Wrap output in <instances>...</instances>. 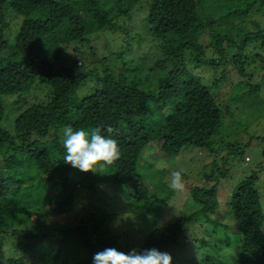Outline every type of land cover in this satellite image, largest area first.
Masks as SVG:
<instances>
[{
	"label": "trees",
	"instance_id": "obj_1",
	"mask_svg": "<svg viewBox=\"0 0 264 264\" xmlns=\"http://www.w3.org/2000/svg\"><path fill=\"white\" fill-rule=\"evenodd\" d=\"M140 4L147 11L144 23L151 43H156L163 54L157 63L162 75L156 86L151 87L149 74L130 77L138 66L114 75L116 61L129 64L121 51L109 58L112 67L102 59L103 74L95 70L77 74L76 59L65 58L70 45L90 44L105 30L115 32L120 28L117 20L129 18ZM8 11L23 18L13 42L6 38ZM254 16L264 18V0H0V264H29L25 255L8 257L6 252L34 250L41 241L53 237L48 225L32 223L44 234H35L34 228H28L22 235L36 240L26 238L27 242L20 241L17 246L2 244L6 231L31 222L29 210L47 217L46 207L60 202L61 195L70 197L74 190L72 176L81 182L92 179L94 186L112 181L122 189L127 188L121 182L125 178L132 183V188H127V200L142 202L150 198L151 186L149 172L141 167L145 148L156 145L155 153L167 158H176L190 147L214 151L216 137L230 127L225 128V111L201 76L185 65V54L190 53L189 61L196 68L207 66L213 72L227 65L226 56L231 55L239 73L246 74L245 63L250 59L241 52L248 47L264 51V25ZM209 51L213 56H207ZM89 76L96 87L82 95L80 90ZM223 79L227 80V76ZM37 82L50 87L46 99L29 104L19 113L14 120L15 133L10 134L3 126L6 98L16 95L14 104L19 105L18 96L29 93ZM67 126L87 132L100 127L103 135H107L108 127L118 130L113 138L118 141L120 159L105 165L101 173L72 172L73 167L63 161L65 137L60 134ZM259 141L264 142V138ZM228 152V157L244 155L238 143L228 145ZM227 163L224 159L221 167L214 163L202 172L204 183L190 190L191 205L196 211L189 218L180 217L157 229L160 216L150 218L155 221L153 230L138 252L151 248L163 251L179 245L174 252L177 259L184 248L196 253V239L190 231L196 233L203 224L216 230L222 225L213 218L220 209L219 187L229 179ZM154 177L153 174L151 180ZM260 179L259 172L252 171L228 196L227 206L238 229L235 264H264ZM27 180L32 184L24 187ZM197 217L204 223L197 222ZM51 225L59 232L57 242L79 234L82 244L89 248V256L80 259L75 249L70 250L71 256L66 252L63 264H93L95 247L103 251L118 240L109 238L110 229H95L91 237L87 227L71 230L61 224ZM13 233L18 236V231ZM198 251L202 253L199 246ZM205 257L208 262L221 264L219 257L210 252ZM53 258L51 264H56L58 258Z\"/></svg>",
	"mask_w": 264,
	"mask_h": 264
},
{
	"label": "rangeland",
	"instance_id": "obj_2",
	"mask_svg": "<svg viewBox=\"0 0 264 264\" xmlns=\"http://www.w3.org/2000/svg\"><path fill=\"white\" fill-rule=\"evenodd\" d=\"M142 4L136 7L129 18L122 17L117 20L120 28L115 32L105 30L99 38L94 37L90 44L73 43L70 45L65 58L76 59L77 65L74 68L77 74L90 70L103 74L102 59L105 58V63L112 67L113 63L109 62V58L112 56L114 58L117 52L121 51L129 64L124 66L116 61L117 64L113 66L114 70L111 69L113 74L117 76L120 72H126L127 69L130 70L138 66V70L133 71L130 77L136 74L140 78L149 74L152 81L151 87L156 86L158 76L162 75L157 63L163 59V54L160 49L156 48V43H151L147 23H144L147 11L144 10L146 8H141ZM252 18L264 25L263 17L254 16ZM22 20V17L16 18L14 13L8 11L5 17L6 23L9 24L6 38L10 42L14 41ZM102 34H104L103 37ZM189 54V52L185 54L184 59L187 60L185 65L191 70L195 69V73L201 76L202 83L209 88L210 94L225 111V128L230 127L216 137L214 151L190 147L184 149L176 158H167L155 153L156 145L145 148L143 157L145 161H142L141 167L149 172L151 186L149 189L150 198L142 202L127 200V188H132V183L125 178L121 182L126 183L127 188L122 189L121 185L120 188H116L112 181L105 180L103 183L101 181L94 186L92 179L81 182L77 177L72 176L74 190L71 191L70 197L68 194L61 195L60 202L51 203L46 207L47 217H39L33 210H29L31 222L6 231L7 242L6 239H3L2 244L6 243L7 246L9 243L17 246L20 241L27 242L26 238L31 242L36 240L22 235L28 228H34L35 234H44L43 229L39 230V233L32 223L48 225V231L53 237L45 242L41 241L42 243L37 244L38 247L34 250L14 249L12 254L7 251L8 257L25 255L29 264H51V258L56 256L58 258V261H55L56 264L58 262L63 264L62 260L66 258H63V255L65 256V253L68 252L71 256L70 250L73 249L79 259L89 256V248L82 244L79 234H72L57 242L56 239L60 238L59 232L53 230L51 224H61L71 230L79 226L87 227L91 230V237L95 236V232H93L95 229H110L112 232L109 234V238H112L111 240L118 239L111 243L112 248L124 253H129L133 249L138 251L150 231L153 230L151 227L155 221L150 218L156 215L160 216V221L155 229L169 225L180 217L189 218L196 211L191 205V188L204 183L201 181V174L204 170H209L211 164L216 163L221 167L223 160L227 159L229 179L224 180L219 187L220 209L213 218L223 226H217L216 230L215 228L211 229L210 224L207 226L203 224L201 229L196 231L199 235L190 231V234L196 239L193 242V245H196V253L194 250L188 251L184 248L179 251L181 258L177 259L174 252L180 247L179 245L170 249L164 248L161 252H168L172 256V264H219L218 261L217 263L207 261L205 254L209 252L219 257L221 264L225 261L226 264H235L233 257L236 256L239 248L238 229L227 206L228 196L232 188L245 177L250 176L254 170L259 172L261 178L258 186L264 210V142L259 141L264 138V51L259 47H255L253 50L252 47H248L244 52H241L242 55H247L250 59L245 63L246 74L239 73L231 55L226 56L227 65H221L217 71L213 72V69L207 66L196 68L189 61ZM207 56L213 55L209 51ZM224 75L227 76V80L223 79ZM214 82H218L217 85H214ZM41 86L43 85L37 82L29 93L23 94L21 97L18 96L21 101L19 105L14 104L16 95L6 98L5 111L7 115L3 126L10 134L15 133L14 120L19 113L27 109L29 104L46 99L50 87ZM95 87L94 80L89 76V79L83 83L81 94L86 95ZM25 101L28 104H25ZM63 131L60 132L61 135H63ZM234 143L240 144L243 148L244 155L242 157H228V145ZM77 170L73 168L72 172ZM142 170L144 172V169ZM174 170H182V181L185 184L183 191H176L170 187L171 173ZM153 174L155 177L151 180ZM31 184L32 182L27 180L24 187ZM53 194L55 196L56 191ZM196 221L204 223V219L201 217H197ZM14 230L18 231V236H14ZM126 237L128 238L124 241ZM202 241L204 244H201ZM198 246L202 250L201 254L198 251ZM215 247H218L216 251ZM100 251H102L101 248L95 247L94 254ZM60 252L62 255L60 254L61 256L58 257Z\"/></svg>",
	"mask_w": 264,
	"mask_h": 264
},
{
	"label": "clouds",
	"instance_id": "obj_3",
	"mask_svg": "<svg viewBox=\"0 0 264 264\" xmlns=\"http://www.w3.org/2000/svg\"><path fill=\"white\" fill-rule=\"evenodd\" d=\"M107 135H103L100 127L91 132L83 129L73 130L71 126L64 128L63 144L65 155L63 161L83 173H101L105 165H113L120 159L121 151L118 141L113 134L118 130L108 127ZM170 187L183 191L182 170L171 173ZM93 264H172V256L156 248L138 252L136 249L129 253L118 251L116 248H105L93 256Z\"/></svg>",
	"mask_w": 264,
	"mask_h": 264
}]
</instances>
